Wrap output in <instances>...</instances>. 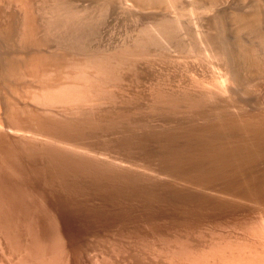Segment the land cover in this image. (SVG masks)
<instances>
[{
  "label": "bare ground",
  "instance_id": "bare-ground-1",
  "mask_svg": "<svg viewBox=\"0 0 264 264\" xmlns=\"http://www.w3.org/2000/svg\"><path fill=\"white\" fill-rule=\"evenodd\" d=\"M72 1L73 0H0V243L3 245V248L0 247V249L2 248L3 252L6 253L5 255H8V259H7L6 258L7 256H4V253L2 252V249H1V253L3 254V257L7 259V262L9 261V258H10V261L8 264H78V261H79L78 257L79 256L76 255L77 254L76 251H78V249L73 247V245L70 242H68V240L66 238L68 235L65 236V234L61 228L60 222L56 217L57 214L56 213H55L56 215L54 214V212H53L54 210L52 211L50 209V206H49L50 204L48 205L49 202L47 203V201H46L48 198L47 193H46V196H47L46 200L44 198L45 195L42 194L43 192L41 191V189L44 187H47V188L49 187L51 189L58 187L64 191H71L73 189L75 191V189L79 190V188H80V190H79L80 192L81 191L84 192V190H81L83 188H86L85 190H87V187L92 188V189H96V190H104L105 189V191H106V189H107L106 187L108 185L112 186L113 190L116 188H118L119 190L122 188L124 189L127 186H129L130 184H132L134 182V180H136V179H134L135 176L133 177L130 174L125 173L122 170L117 169V167H119V168L122 167V169H124V171L127 169L129 171L132 170V171L137 172L139 174L142 172L148 173V174H153L155 176H159L161 174H162V176L163 175L167 176V174H168L169 176H172V179L170 178L171 180H173V177H174L173 175H176L178 177L185 176L186 177L185 179L187 181H188L187 178H189V179H192V181L198 180L199 182L200 181L206 182L210 177V175L208 176L209 172H210L209 174H211L213 176L212 172H214V173L216 172L218 174L217 170L220 168L221 164L223 167H226L228 164L230 165V161H229L230 156H233V158H235V157L237 158L236 161L239 163V172H241L243 174H245V172H246L245 167H247V165H246L247 163L251 166V164L256 163L257 161L260 163L264 160V93H263L264 87L261 86V88H259L260 87L259 86L258 88H256V90L254 89L255 91L259 92L260 94L262 93L261 103L259 102V104H257V105H256V103L252 106L250 105L251 111L250 110L249 111L251 113L243 114V112H242L243 107L248 102V101L246 102V100L244 99L243 96L246 95L245 93L249 89H252V88H249L250 83L248 84V82L246 80L247 74H250V73L247 72L248 69L245 65V63H246L245 61L248 60L249 61L248 63H250V60H252L251 64L255 65L254 68L256 67L257 70L260 69V70H263V72H264V64H263L264 60L262 62L261 60L263 58H260L261 59L260 60V59H258V55H257V52L259 53L258 50L261 49L259 46L260 45L264 46V12H263L264 9L262 11L254 10V11L245 12V13H237V18H236L235 22H231V20H230V22L228 21L229 24L227 23L229 26H231V24L234 23L235 26L237 25V27L239 29H242V31L246 30L250 33L252 32L251 34H254L258 38L259 41H262V44H259V46L256 49L253 46L254 44L251 43V41L250 42L248 41L249 43H246V40L241 39L242 41H244L245 45L246 44L248 45L250 43L253 44L250 47H248V49H246V47L244 48V44L242 45L243 47L240 45L241 48L237 47L238 49H236V51L238 50L239 54L238 53H236V54L240 55V58H242L241 61L239 60L240 58L239 59L235 58L237 56L234 57V53L236 51H234L233 47L235 45H237V41L235 40L236 43H234L235 45L233 46V42L231 43L229 41L231 39L228 40V38L231 35L229 37L227 36L228 38H226V36H225L226 35L225 31H227V33H228L227 35H229V33L233 34L234 31H235L234 33H236L238 31V30H236L237 27L234 28L233 25H232L233 27H228V29L232 28L231 32H229L227 27H226L227 24L225 25L224 22H223L224 25L221 24V22H222L221 20L223 19V17L222 18L220 17L221 15L219 16V18H221V19H219V18L213 19V21H215L214 24H215V28H216V34L207 33V35L204 36V43H203L204 51H206V52L208 51V53H211L212 54L211 56L222 57L223 59L227 58L226 64L229 63L230 68H231V70H230V68L228 69L227 74H226V76L228 74H230V75H228L229 77L227 76L228 79L225 76L226 82H227V86H226L227 88L223 87V83H222V87L224 88V89L221 88V90H220V91L224 90V93L221 92L222 98L224 97V95H226L225 93H227L233 99H234V97L236 98V96H239V98L243 97V99L246 102L245 105H242V103H244V102L240 103L242 101L240 99H242V98L237 99L238 102L235 99L231 100V101L229 100L230 103L228 102L229 104L227 105V108L229 110L230 109L234 110L235 113H237V114L234 113L235 116L232 117V116L224 115L225 113L222 114V112H218V114L221 115V118H224L221 120H218L219 115H218V117L215 116V118L219 122L221 121V123L216 122L219 125L220 130L221 129L224 130L226 128V130L228 131L230 129V131H232L236 135V137H235L236 138V147L234 146L235 148L230 149V148H226V146L224 144L218 146L217 144H220V143L217 142V144H215V145H217L218 149H216V147H215V149H216L215 152H214V145L208 144L206 146V150H204L205 152L200 154V155H197V154L194 155L192 153L196 148L195 145L193 146L195 148H193L194 150H192V152L188 151L191 155H189V153L183 152L184 147H182V149H183V150H181L182 152H177L179 149H181V147L179 149H177V151L171 152L168 150L170 152V154L168 151H167L168 153H162L161 150L159 149L160 153H158L156 155V153H154V150H153L150 153L152 155L154 154V157L156 155L155 160H157V157H158V159H160V161H161V163L159 161H157L156 165H158V162H159V166L156 167V165H154V162L153 163L150 162L151 160L147 161L148 159L143 160V159L133 158V155L132 156L129 155V154H131L130 150H129V154H125L127 152H125V153L121 152L120 153V151H119V150L125 148L126 145L128 146L130 144V140L134 137V136H132V134L135 131L133 129L131 132V130H130L131 127H133V128L136 126L140 127V125L142 126V124L147 125V123L146 124L144 123V122H146V120L141 124V121L143 119H145V117L141 120L142 116H140L141 121H138L139 119L135 120L136 118L133 117L135 111L133 113V111L130 108L133 104V100L137 99V98L134 99V97L138 96V95H135L134 97L131 95H134V93L137 92V89H136V92H134V90H131L134 87L133 88L131 87L130 91H133L134 93L130 95V93H129L130 91H129L128 94H126L125 91H128V90L127 89L124 90V88L125 87L130 88L128 86H130V85L133 86L135 84H132V82H134V81H132L131 84L128 81L125 82L127 79L124 76V72L128 75L129 73H131L133 71V73H131L132 75L129 74V77H130V75L131 76L135 75V78L137 79V77H138V81H139V78H140V76L142 77V75H139V73L135 71L138 69L139 66L134 67V65H136V63L134 64V62H136L137 59L140 60L139 58H142V57H144V59H145L146 58L145 56L148 54V51L153 56H154V53L152 54V52H150L151 49L148 48V46H144V45H148L147 41L145 42L146 44H144V45H143L144 42L141 43V45H140V43H135L137 45L136 48H133L134 46H136V45H134L133 47L132 46H128V47L124 46L125 48H122V49L119 48L120 50H117L115 48V49H112V51L108 50V52H106L105 50H103V52H102L100 49H99L100 51L97 49L96 50L93 49L94 51H92L91 48H89V50H88L85 47V42H83V41L85 40L88 43V39H89L88 36L92 35V34H90V32H89L90 30H89L88 36H87V31H86V33H83L84 36L86 35V37H88V39L87 38L84 39V36H82V35H81L82 37L78 36L79 33H77V30H79L83 26V24L81 23L82 26H80V28H79V26L77 25L79 19L77 20V22H75L76 16H77L76 13H78V12H77V9L74 7L75 5H73L74 1L73 2ZM127 1L131 3V6L133 5V7H138V8L144 7V6H145L144 8H149V7L155 8V6L157 8L159 6L163 7V5H160V3H162V4H164V6L166 5L167 7L172 8V9L176 5L178 6L177 1L179 2V0H127ZM201 1L203 2V0H201ZM207 1L209 2L210 7L212 5H214L215 3L218 4V2H219V0H218V2H217V0H207ZM207 1L205 2V0H204V3H203L204 7L207 5ZM260 2L263 3L264 0L260 1ZM155 3H159L158 4L159 6ZM205 3H206V5H205ZM150 5H154V6H150ZM146 6H149V7H146ZM215 6H217V5H215ZM215 6H212V8ZM207 8H209V7H207ZM205 9H206V7H205ZM209 9H207V10H209ZM214 11H215V9H214ZM213 13H216V11ZM217 15H219V13H217L215 15V17ZM225 19H227V18H225ZM225 22H227V21L225 20ZM167 23H169V22H167V19L166 20L164 19L161 22H159V25L161 26V29L165 32L166 36L171 37L172 31L170 30L171 28L168 27L169 24H167ZM79 25H80V21H79ZM223 26L226 28V30ZM84 27H85V30H88V28H86V26H84ZM82 28L80 30H82ZM232 30H234V31H232ZM81 32H83V31H81ZM238 33H239V31L236 33V35H238ZM243 33L244 32H242L240 34H243ZM240 34H239V36H240ZM251 34L249 37H251ZM223 35H224V37H223ZM233 35H235V34H233ZM255 36H253V37H255ZM238 37L236 36V37H234V39H236ZM256 37L253 39L257 40ZM222 38H225L228 40V42H230L228 45L226 44L225 47H224L225 39H223L224 41L222 42ZM238 40L240 41V38ZM137 42H139V40ZM149 43H150V41H149ZM150 45H151V43H150ZM231 45L233 47H231ZM256 45H258V43ZM146 47L148 48V51L145 49ZM258 48H260V49H258ZM262 49L264 50L263 47H262ZM261 52H262V50H261ZM79 54H81V55H79ZM150 54L148 57H150ZM259 55L261 56L260 53H259ZM207 56H208V54H207ZM209 56H210V54H209ZM237 60H239V61H237ZM139 62L137 65H139ZM237 62H238V64L235 65V63H237ZM239 62H241L242 65ZM243 63L245 66L243 65ZM132 67H134V70H131V69H133ZM126 68L127 69L130 68L129 70H131V72L127 73L129 70L126 71L125 70ZM140 74H141V72H140ZM137 75H139V76H137ZM144 76H145V74H144ZM250 76H251V74H250ZM257 76H259V75H257ZM251 78H253V77H251ZM130 79H132V78H130ZM130 79L128 78L129 81H130ZM163 79L165 80V78H163ZM261 80H262V78H260V81ZM140 81L142 82V80H140ZM168 81L169 80H167V82ZM254 81L256 82L257 79ZM158 82H160V81H158ZM161 82H163V81H161ZM226 82L224 81V86H225ZM127 83H129V84H127ZM262 83L264 86V82H262ZM165 84L163 86L167 85V84L166 85ZM168 84H169V86L172 85V84L170 85V83H168ZM124 85H126V86L124 87ZM155 85H153V86L155 87ZM158 85H159V83H158ZM136 86H135V88H137ZM153 86H151V87H153ZM163 86L162 87L161 86L155 87L156 89L155 88H154L155 90L153 89L154 94L150 95L151 97L153 96V98L149 99V100H152L151 105L149 104L150 102L146 103V104L150 105V107L148 105V108L150 109L152 114L157 113V115H158V113L159 114L163 113V114H166L168 116H171V115H173V113H177V112L181 113L182 112V113H187V116H188V113L191 115L194 112L195 114L201 113L199 115L197 114L198 115L197 117H199L200 115H202V110L204 109L205 104H207L206 101L209 99L208 102L211 103L213 100L210 101L211 100L210 98L212 97V95L215 94L214 91H213L214 94H211V92L207 90L208 92L206 91V93L202 92V94L200 93V95L194 96V95L190 94L189 92H187L188 89L187 88L185 89V87H183V88L186 91L183 92V90H182V92H180L181 94L180 93L177 94L178 93L177 91H176L177 93L173 92L174 91L173 86H172V89L168 86L169 87L168 89L169 90L171 89V92L168 90H165ZM252 86H254V84H252L250 87H252ZM166 88H167V86H166ZM153 90L151 89L152 92H153ZM178 91H180V90H178ZM139 92H140V90H139ZM140 95H142V93ZM140 95H139V97H140ZM228 95H226V96L228 97ZM142 96H144V95H142ZM147 96H149V94L145 96L146 98L144 97L146 99V101L148 100ZM216 99H218V98L216 97ZM219 99L221 100V97ZM143 100H142V102L145 101V100L144 101ZM136 102L137 101L135 100V103ZM222 103L224 105V102H222ZM137 104H139V103L137 102ZM249 104L247 103V105H249ZM141 105H143V103ZM138 107H136V110L139 109ZM218 107L220 110V106H218ZM140 109L142 110V107ZM144 109H146V108H144ZM211 109H213V108H210L209 110L212 111ZM224 109H222V110H224ZM209 110H207V111H209ZM214 111H212V112H214ZM228 111H226V112H228ZM246 112H248V111H246ZM140 113H142V112L140 111ZM144 113L146 114V113H148V111H145ZM144 113H143V116H145ZM135 114L137 115V112ZM213 114H215V113H213ZM136 115H134V116L136 117ZM209 115H208V117H209ZM146 116H147V114H146ZM151 116H153V115H151ZM164 116L165 115H163L162 119L164 118ZM176 116L179 117L178 115H176ZM194 116L195 115L193 114V117ZM157 117L158 116H156V118L155 117L154 118L157 119ZM184 117L186 119V116H184ZM210 117H211V115H210ZM137 118H139V117H137ZM165 118H167V117L165 116ZM176 118H175V120L177 121V119H180L181 117L177 118V119ZM194 118H191V119H194ZM200 118H201V116H200ZM171 119H170V121H171ZM182 119H184V118H182ZM185 119H184V121H185ZM198 119L199 118L196 119L197 123H198ZM203 119H201V120H203ZM216 119H214V120H216ZM168 120L169 119H167V121ZM173 120H174V118H173ZM188 120H190V118ZM157 121L160 122V119H157ZM176 121H174L175 124L177 123ZM204 121H205V119H204ZM151 122H152V120H151ZM159 122H158V124H159ZM202 122H200V123H202ZM207 122H208V120H207ZM207 122L206 123L204 122V123L207 124ZM148 123H150V122H148ZM170 123L168 125H170V128H171L173 125L171 126ZM200 123H198L197 126L201 127L202 125ZM213 123H215V122H213ZM155 124L150 123V125H155ZM161 124L162 123L160 122V125ZM165 124H167V122ZM130 125H132V126L129 127ZM150 125H148V126H150ZM179 125H180V123H179ZM181 125H183V124H181ZM210 125L213 126V124H210ZM156 126H158V125H155V127H152V128L155 129ZM211 126L209 128H211ZM145 127H147V126H145ZM167 127H169V126H167ZM177 127H179V126L177 125ZM192 127H193V125H192ZM142 128H143V126H142ZM148 128H146V129H148ZM161 128H162V126H161ZM185 128H187V126ZM194 128L195 127H193L192 129H194ZM157 129H155V130L157 131ZM189 129H190V127H189ZM203 129H204L203 131H205V128H203ZM136 130H138V129H136ZM162 130H163V128H162ZM162 130L160 132H158V131L155 132L154 130L150 129L151 133L149 134V136H152L151 138L154 137L156 139V137L158 138V134H160L162 132ZM173 130H174V127H173ZM186 130H188V129H186ZM197 130H199V129H197ZM217 130H216V132H219ZM226 130H224V131H226ZM142 131L144 132V129H142ZM172 131H170V133ZM174 132L176 133V131H173V136L175 135ZM190 132H192V131H190ZM140 133L142 134V132H139V135H141ZM166 133H167V131H166ZM186 133H189V132L186 131ZM193 133H195V131ZM196 133H198V132H196ZM135 134L137 135L138 132H136ZM208 134H209V132H208ZM211 134H214V133L211 132ZM144 135H143V138H144ZM167 135H171V134L167 133ZM167 135H166L165 139L167 138ZM196 135H198V134H196ZM173 136H170L171 139ZM182 136H183V138L185 137V135H183V134H182ZM228 136H230V135H228ZM139 137H140V140H138V138H137L138 141L135 140L138 142V144L141 143L139 141L143 140L141 138V136H139ZM161 137H162V133H161ZM214 137H215V135L213 136V138ZM175 138L176 137H174L173 139H175ZM181 138H179V139H181ZM189 138H188V140H187V137L185 138V140L189 141V143L187 142L188 143L187 146L191 143ZM213 138H212V140H214ZM229 138H231V136ZM165 139H163V140H165ZM161 140H162V138H161ZM203 140H205V139H203ZM212 140H211V142H212ZM218 140H220V138ZM135 141H133V142H135ZM150 141H153V140H150ZM168 141H170V140H168ZM195 141H192V143L194 142V144H195L196 143ZM200 141H201V139L199 140V142ZM231 141H233V140H231ZM148 142H146V143H148ZM172 142L174 143V142H176V140L171 141L170 144H172ZM203 142H202V144H204ZM118 143H119V145H118ZM197 143H198V141H197ZM155 144H156V141H155ZM164 144H168V143H164ZM141 145L139 147H141ZM196 145L198 146L199 144H196ZM200 145H201V143H200ZM133 146L135 147L136 145H133ZM152 146H154V145H152ZM158 146H160V143L158 144ZM181 146H182V143H181ZM134 147H132V148H134ZM139 147H138V149H139ZM142 147H141V149H142ZM161 147H162V143H161V146L159 148H161ZM170 147H172V145ZM173 147L175 148L176 146L173 145ZM189 147H186V148H189ZM228 147H230V146H228ZM135 148H137V147H135ZM166 148H164V150H167ZM198 148H200V146ZM141 149L138 151L136 149L138 154L140 152L142 153ZM170 149L172 150V148H170ZM189 149H191V148H189ZM202 149H204V148H202ZM131 150H135V149H131ZM149 150L151 151V149H149ZM186 150L187 149H185V151ZM146 152H147V150H146ZM137 155L134 154V156H137ZM148 155H150V154L148 153ZM219 160L222 161L220 163V165L218 162ZM208 162H211L214 164H215V162H218L217 170L205 171L204 165L207 164ZM262 164L263 163H261V166H262ZM187 165L190 167L192 166L193 170L198 171L197 174L196 173L194 174L195 171L193 172V174L197 175V176L193 177L190 174L191 169H189ZM209 165L212 166L211 164H209ZM231 165H233V164H231ZM235 165H236V163H235ZM223 167L220 168V169H222V171H223V169H225ZM229 167H228V169H229ZM232 167L234 168V166H232ZM210 168H212V167H210ZM213 168L216 169V167H213ZM258 169H256V170H258ZM207 170H209V169H207ZM235 170H237V169H235ZM263 170H264V168H263ZM181 171L184 173H181ZM230 171H231L230 173L232 174V170H230ZM126 172H128V171H126ZM225 172H228V170L227 171L225 170ZM256 173H257V171H256ZM233 175H235V174L233 173ZM143 176H145V175H143ZM162 176L160 177V180H161ZM169 176H167V178ZM237 176H239V174ZM144 178H146V177H144ZM147 178H149V177H147ZM150 178H151V176H150ZM152 178H153V176H152ZM154 178L156 180L159 179L156 177H154ZM183 178H181V179H183ZM155 179H153L152 181L155 182ZM176 179L177 178H174V180H176ZM236 179L237 178L235 177L234 180H236ZM251 179H252V177H251ZM129 180H131V181H129ZM148 180H145V182ZM225 180H227V179H225ZM259 180L260 179L258 177V181ZM139 181H140V179H139ZM159 181L156 183L157 185H155V186H158ZM164 181H165V178H164ZM166 181H168V180L166 179ZM192 181L189 180L190 183ZM154 182L152 184H154ZM162 182L163 181H161V183ZM181 182H183V180ZM213 182H215V181L213 180ZM228 182H230V181H228ZM239 182H240V179H239ZM164 183H167V182H164ZM179 183H177V184H179ZM218 183H220V181H218ZM244 183H245V181H244ZM185 184H186V182H185ZM192 184H193V182H192ZM133 185H130V186H133ZM168 185H171V184L168 183ZM180 185H182V184L180 183ZM195 185H196L195 188H197V184H194L193 187ZM215 185H214V187H215ZM139 186L141 187V184ZM143 186L146 187L145 185H143ZM204 186H205V184H204ZM230 186L232 187V185H230ZM244 186H246V185H244ZM158 187H156V188H158ZM161 187H163V186H161ZM212 187L213 186H211V188ZM227 187L229 188V185ZM227 187H226V189H228ZM262 187H264V186H262ZM47 188H44L43 190H46ZM137 188H136V190H137ZM177 188H178V186H177ZM180 188H182V187H180ZM127 189H128V187L126 188V191H127ZM132 189H133V187H132ZM165 189H167V192H168V190H170V188L169 189L165 188ZM188 189H191V188H188ZM213 189H215V188H213ZM213 189H212V191H213ZM52 190H51V192H53V193H54V190H55V192L57 191L56 189H54L53 191ZM62 190H60V191H62ZM152 190H154L153 193L156 192L155 189H152ZM163 190H161V191H163ZM191 190H193V189H191ZM251 190H252V188H251ZM114 191H116V190H114ZM195 191L198 192V190H195ZM231 191H233V190H231ZM234 191L236 192L237 190H234ZM243 191H244V189H243ZM96 192H98V191H96ZM134 192H135V190H134ZM139 192H141V190ZM172 192H174V191L172 190ZM180 192H182V193L184 192L183 188H182V191H180ZM244 192H247V190ZM48 193L52 194L50 192H48ZM63 193H62V195H63ZM65 193H67V192H65ZM71 193L72 192H70V195H71ZM99 193L100 192H98V194ZM182 193H180V194H182ZM208 193H210V192H208ZM56 194H58V192ZM78 194H80V193H78ZM90 194H91V191H90ZM120 194H122V193H120ZM131 194H132V192H131ZM177 194H179V193H177ZM187 194H190V193H187ZM187 194H186V196H187ZM194 194L196 195V193H193V195ZM68 195H67V197H68ZM73 195H75V194H73ZM172 195L174 196L173 193H172ZM182 195H185V194H182ZM206 195H207V191H206ZM219 195H221V193ZM87 196H89V194ZM92 196L94 197V194ZM101 196L98 195L99 198ZM112 196H115V195H112ZM154 196H156V195H154ZM161 196H163V194ZM197 196H199V195H197ZM208 196H209V194H208ZM224 196H225V193H224ZM232 196H236V195L232 194ZM238 196H240V195H238ZM241 196H245V195H241ZM262 196H263V194H262ZM50 197H53V196L51 195ZM98 197L96 195V198H98ZM107 197H109V196H107ZM153 197H152V199H153ZM204 197H205V195H204ZM212 197L213 196H211L210 199ZM220 197H223V196H220ZM245 197H247V196H245ZM250 197H251V195H250ZM62 198H63V196H62ZM84 198H83V200H84ZM87 198H89V197H87ZM102 198H103V196H102ZM123 198H125V196L122 197V199ZM171 198H173V197H171ZM176 198H177V196H176ZM187 198H188V196H187ZM214 198L217 199L216 197H214ZM254 198H256V197H254ZM64 199H65V197H64ZM70 199H72V198H70ZM73 199L75 200L74 197H73ZM147 199L150 200L151 197H150V199L147 197L146 200ZM206 199L208 200L209 198H206ZM230 199L231 198H228V201ZM247 199H249V198H247ZM260 199H262V198H260ZM54 200H52V203ZM61 200H63V199H61ZM61 200H59V202ZM66 200H69V199H66ZM89 200L90 199H88V201ZM148 200H147V202H148ZM78 201H77V203H78ZM96 201H99V199H97ZM195 201H196V199H195ZM197 201H199V200H197ZM203 201H205V200L203 199ZM219 201L221 204L222 200H219ZM249 201H250V199H249ZM70 202H71V200H70ZM86 202L87 201H85L84 204H86ZM115 202H116V200L112 201V203H115ZM201 202H202V200H201ZM201 202H200V204H201ZM225 202L227 203V201H225ZM232 202H234V200ZM50 203H51V201H50ZM105 203L104 204L106 206H108L107 202H105ZM117 203H116L117 205H114V206H118L119 202H117ZM212 203H213V199H212ZM235 203L238 204V202H235ZM239 203H241V202H239ZM247 203H249V202H247ZM66 204H67V202H66ZM72 204L74 207V203H72ZM78 204H80V203H78ZM63 205H65V204H63ZM110 205L112 206V204H110ZM120 205H122V204H120ZM207 205H208V203H207ZM214 205H216V204H214ZM80 206H81V204L79 205V207ZM83 206L84 205L82 204V207ZM103 206L104 205H102V207ZM114 206H113V208H115ZM229 206H231V204H229ZM229 206H228V208H229ZM240 206L242 209V206H244V204L240 205ZM85 207H87V205ZM55 208H56V205H55ZM93 208H94V206H93ZM101 208L99 209V207H98L97 209H99V211H100ZM105 208H107V207H103L101 212L103 211V209L105 210ZM124 208H125V205H124ZM124 208H123V210H125ZM232 208H233V206H232ZM245 208H247V207H245ZM70 209H71V206H70L69 210ZM89 209L90 208H88V210ZM110 209H109V211H110ZM253 209H255V208H253ZM82 210H84V209H82ZM228 210H230V209H228ZM248 210H249V208H248ZM113 211H115V210H113ZM97 212L98 211H96V213ZM230 212H231V210H230ZM232 212L234 213L235 211H232ZM114 213L118 214V212H116V211ZM114 213H113L112 217H114ZM121 213L122 212H119V214H121ZM259 213H260V211H259ZM58 214H60V213H58ZM81 214H83V213H81ZM85 214L87 215V212ZM247 214H250V213H247ZM247 214H245V215H247ZM253 214L254 213H252V215ZM222 215H223V213L220 216H222ZM263 215L260 217H263ZM97 216H99V215H97ZM108 216H111V215H108ZM108 216L106 214V217H108ZM115 216H117V215H115ZM241 216H242V214H241ZM244 217L245 216L243 215V218ZM247 218H249V217L247 216ZM250 218H252V217H250ZM59 219H60V221H62V218H59ZM125 219H126V217H125ZM261 219H263V218H261ZM95 220L97 223V218ZM95 220H93V221H95ZM232 220L234 221V218ZM235 220H237V221H235V223L239 222L238 221L239 218L235 219ZM249 220L250 219H248L247 221H249ZM253 220H254V218H252V220H250V225H252L251 224L252 222H253V224L256 222V220H254L255 222ZM113 221H115V220H113ZM122 221L125 222L124 220H122ZM228 221H230V220H228ZM101 222H103V221H101ZM218 222H219V220H218ZM240 222H241V220H240ZM223 223L226 224L227 222L224 221ZM228 223H230V222H228ZM245 223H248V222H245ZM263 223H264V220L262 221V224ZM97 224H99V223H97ZM113 224H114V222H113ZM240 224L242 225V222ZM240 224H238L237 226H240ZM101 225L103 226L102 223H101ZM107 225H108V223H107ZM198 225L202 226L201 224H198ZM244 225H246V227L249 226L247 224H244ZM256 225L254 224L255 227H256ZM115 226H117V225H115ZM226 226L230 227L229 224L225 225V228H226ZM232 226H234V224H232ZM260 226L261 227L259 228V224H258V227H257L258 229L256 228V230H253L255 227L250 228L251 227L250 226L247 230V232L249 231L248 235H251L252 238H255V236L260 237L258 244H260L259 242H261V240L264 239V229H263L264 225L262 226L260 223ZM100 227H98V228L101 229ZM110 227H111V225H110ZM119 227H117V228H119ZM241 227L242 226H240L239 228L238 227H235V228L240 229ZM246 227L245 228L243 227L244 229L241 228L242 230H240V232L244 231L246 229ZM173 228H176V227H173ZM195 228H192V229L197 230ZM215 228L216 227H214V229ZM230 228H233V227H230ZM230 228H229V230H230ZM105 229H107V228H105ZM109 229L110 228H108V230ZM192 229L190 228V230H192ZM199 229H200V227H199ZM223 229H224V227H223ZM236 229H234V231ZM118 230L119 229H117V231ZM120 230H121V227H120ZM157 230H160V229H156V231ZM184 230H186V229H184ZM166 231L168 232L169 229ZM187 231H189V230H187ZM202 231H203V228H202ZM236 231L239 232L238 230H236ZM94 232H95V235H96V233H98L95 230H94ZM104 232L101 234L102 235H105L106 233L108 234V231H106L105 233ZM138 232H140V231H138ZM172 232L173 231H171V233ZM175 232H177V231H175ZM175 232H174V235H175ZM190 232L191 231H189L187 233H190ZM197 232L201 233L199 231H197ZM115 233L116 232H114V235H115ZM118 233H117V235H118ZM157 233H158V231H157ZM159 233H161V232L159 231ZM179 233L182 234L183 232L182 233L179 232ZM193 233H195V232H193ZM217 233H219V232L217 231ZM223 233H225V231H223ZM226 233H225V235H227ZM101 234H99V235H101ZM162 234H163V232H162ZM191 234L192 233H190V235ZM214 234H216V233H214ZM91 235H93V234H91ZM109 235H107V237H109ZM141 235H144V234L142 233ZM152 235H154V234H152ZM183 235H184V233H183ZM219 235H218V237H219ZM228 235H229V233H228ZM155 236L156 235H154V237ZM163 236L165 238L166 235H162V237ZM186 236H188V235H186ZM196 236H199V235H196ZM200 236H202V235H200ZM222 236H224V235H222ZM229 236H230V238H232L231 233ZM242 236H246V235H242ZM122 237H124V236H122ZM146 237H147V235H146ZM176 237L178 238V235H176L174 238H176ZM218 237H217V239H218ZM236 237H234V238H236ZM247 237H250V236H247ZM111 238H113V237H111ZM126 238H128V237L126 236ZM136 238H139V237L136 236ZM148 238H146V239L150 240L151 237H148ZM168 238H165V239H168ZM179 238L175 240L176 244L175 243L174 244L176 246L174 244H172V242H174V240L172 241V239L171 240L168 239V241L166 240L167 242H169L168 243L169 245L167 243H165V245L167 244V247L165 248L166 249L165 254L167 255V258L176 264H193V263L194 264H215L216 262H219V261H220V264H223V263L224 264H262L264 262L263 257H261L263 259L256 257L257 255L260 254V252H259V254H255V255L253 254V252L260 250L259 249V250L253 251L254 245L257 247L258 244L256 243L257 244L256 245V244H254L252 242H248V241H246L248 243H246L245 241L241 242V240H243V239H241V240L239 239L240 241L238 240L239 242L237 241V243H235L231 239L230 240L233 241L234 243L233 242L231 243L230 241H226V240L225 241L222 240V241H220V243H218L216 241L217 240L216 239L215 241L218 244H216V242L214 244L213 243L214 241H213L212 243L214 246L212 245L213 246L212 247L210 245V249H208V251H204L203 248L205 246H203V248H202L203 250H202L199 246L201 244H198V246H199L198 249L200 248L202 250V251H200L196 247L191 245L193 241L192 242L188 241V239H191L192 237L191 238L188 237L187 240L186 239L183 240V239H179ZM221 238L223 239L224 237H221ZM243 238H246V237H243ZM68 239H70V238L68 237ZM103 239H105V237ZM130 239H132V238L129 237L128 240H130ZM140 239H142V237L139 238V240ZM158 239L161 240L160 238H158ZM72 240H70V241H72ZM98 240L102 241V238L98 239ZM111 240H110V244L112 245L113 242ZM117 240H118V238H117ZM153 240L154 239H152V241ZM169 240L172 241L171 244H170ZM234 240H237V239H234ZM257 240H258V238L255 239L254 241L257 242ZM124 241L126 242V240H124ZM162 241H165V240H162ZM162 241L158 242V240H157L155 242H156V244H158V243H162ZM119 242H120V240H119ZM125 242H123V243H125ZM142 242L144 243V241H142ZM75 243H77V242H75ZM97 243H99V242H97ZM123 243H121V245ZM143 243L141 245L145 246ZM146 243H148V241H146ZM152 243H150V244L156 245V244H152ZM194 243H195V241H194ZM134 244H135V242H134ZM2 245H0V246H2ZM117 245H119V244H117ZM151 245H149L150 249H151ZM165 245H163V246L165 247ZM170 245H172V247H170ZM173 245L175 247H173ZM262 245H264V244H262ZM77 246L81 247L78 244H77ZM126 246H128V245H125V247ZM131 246H134L133 243H132V245H130V247ZM161 246L158 248L164 249V247H161ZM104 247H106V246H104ZM107 247H109V246H107ZM117 247H113V248L110 247V249H112V251L114 253V251H117L120 249V248L118 249ZM146 248L148 249V247L145 246V249ZM156 248L157 247L155 246V249ZM142 249H143V251H145L144 248H142ZM150 249H149V252L151 253L152 251H150ZM155 249L153 248V250H155ZM159 249H157V250H158V252L161 251V253L159 252V254H156V257H157V255L162 254V250H159ZM98 250L100 251L101 249H98ZM128 250H126V252H128ZM136 250L138 251L139 249L137 248ZM262 250H264V249H262ZM80 251L82 252V250H80ZM107 251H108V249H107ZM246 251H249L250 255L248 253L244 257L243 255L246 254ZM121 252L117 251L115 254L117 256H115L114 254L113 255L118 258L121 255ZM149 252H148V255H149ZM154 252L156 253V250ZM154 252H152V253H154ZM117 253H119L120 255ZM129 253H131V252H129ZM139 253H140L139 255L141 256V253H143V252H139ZM103 254H104V252H103ZM135 254H132V255L136 256ZM144 254H145V252H144ZM81 255H83V252ZM111 255H112V253H111ZM125 255L127 256V254H125ZM163 255H161V257ZM166 255L164 256L165 259H166ZM260 255H262V254H260ZM129 256H130V254H129ZM154 256L152 255L151 257H154ZM80 257H79V259H81ZM110 257H112V256H110ZM110 257L104 256V257H102V259L100 261H102V264H113V263L115 264V262H112L114 260L111 261ZM147 257L148 256H146L145 258H147ZM97 258L95 260H99V257H97ZM159 258H158V261L160 262L161 259L159 260ZM119 259H117V261ZM130 259H131V257H130ZM141 259H143V257ZM155 259H157V258L154 257L153 261ZM168 259H167V262H168ZM128 261L130 262V260H128ZM140 261L138 262V260H135V262H133V264H139ZM7 262L5 261V264ZM123 262H125V260ZM127 262H125V263H127ZM148 262H150V261H148ZM221 262H223V263H221ZM169 263L171 264L170 261L168 262V264ZM1 264H2V262H1ZM156 264H158L157 261H156ZM160 264H163V263H160Z\"/></svg>",
  "mask_w": 264,
  "mask_h": 264
},
{
  "label": "rangeland",
  "instance_id": "rangeland-1",
  "mask_svg": "<svg viewBox=\"0 0 264 264\" xmlns=\"http://www.w3.org/2000/svg\"><path fill=\"white\" fill-rule=\"evenodd\" d=\"M74 1V2H73ZM72 2H73V5H75L74 7L77 9V12L78 13H76V15L78 16H76V20H75V22H77V20L79 19V21H80V25H79V21H78V26H79V28H80V26H82V24H83V28H82V30H77V33H81L80 35L78 34V36H80V37H82V36H84V34L83 33H86V31H87V36L89 35V33H88V31L90 32V34H92V35H89L88 37H89V39H88V37H86V35L84 36V39L85 38H87L88 39V43H87V41H83V42H85V47L89 50V48H91V50L92 51H94L93 49H97V50H101L102 52H103V50H105L106 52H108V50L109 51H112V49H117V50H120L119 48H125L124 46H134V45H136L135 43H140V45H141V43H143V45L144 44H146L145 42L147 41V44L148 45H144V46H148V48H150L149 50H150V52H152V54L154 53V56L153 55H151L150 53H149V51H148V48L146 47L145 49L148 51V54L145 56L146 58L144 59V57H142V58H139L140 60H136V62H134V64L136 63V65H134V67H137V66H139L138 67V69L137 70H135L136 72H138L139 73V75H142V77L144 76V74H145V76L142 78L141 76H140V78H139V81H138V77H137V79L135 78V75L134 76H131L132 74L131 73H133V71L131 72V70H134V67H132L133 69H131V70H129V69H125L126 71L127 70H129L127 73H129V72H131V73H129V74H131L130 75V77H129V74L127 75L124 71V76H125V78L127 79L125 82H130V84H131V82L132 81H134V82H132V84H135V85H130V86H128L127 84H129V83H127L126 85L128 86V87H130V88H127V87H125L126 85H124V90H128V91H125L126 92V94H128V92L130 91V89H131V87L133 88H135V86L137 87V88H133V89H131V90H134V92H136V89H137V92L136 93H134L133 91H130L129 93H130V95L131 94H133L134 93V95H131V96H135V95H138V96H135L134 97V99L135 98H137V99H135L140 105L143 103V105H139V104H137V102L135 103V100H133V104H132V106H131V110L133 111V113H134V111H135V113L137 112V115L134 113V115H136V117L133 115V117L134 118H136L135 120H138V121H141L144 117H145V119H143L142 121H141V124L146 120V122H144L145 124L147 123V125H144V124H142V126H143V128H142V126L140 125V127L139 126H136V127H131L132 125H130L129 127H131V132H132V130L134 129V133L132 134V136H134L131 140H130V146L128 147L127 145V147L125 146V148H123V149H121V150H119L120 151V153L122 152V153H125V152H127V153H125V154H129V150L131 151V154H129V155H133V158H135V159H143V160H147V161H150V162H154V165H156V163H157V161H159L160 163H161V161H160V159H158V157H157V160H155L156 159V155L158 154V153H160V150H161V152L162 153H168L169 151H177V149H179L180 147H181V149H179L177 152H182L181 150H183V152L184 153H189L190 151L192 152V150H194L193 148H195V150L192 152L194 155H200V154H202V153H204L205 151L204 150H206V146L208 145V144H212V145H214V152L216 151V149H218V147H217V145L219 146V145H225L226 146V148H235L236 147V135L232 132V131H230V129L227 131L226 130V128L224 129V130H226V131H224L223 129H221L220 130V128H219V125L217 124V123H221V121L219 122L218 120H221V119H224V118H221V115H219L218 114V112H222V114H224V115H227V116H235V114H237V113H235V111L234 110H232V109H228L227 108V105L230 103V101L231 100H237V99H240V98H242V99H240V100H242L240 103H242V102H244V103H242V105H245V103L247 102L249 105H247V103H246V105L243 107V110H242V112H243V114H248V113H251L250 111H251V106L252 105H254L255 103H256V105L257 104H259V102L261 103V101H262V93L260 94L259 92H257V91H255L256 90V88H258L259 86V88H261V86L262 87H264L263 86V83L262 82H264V72H263V70H260V69H256V67L254 68V64H251L252 63V60H250V63H248L249 61L248 60H246L245 62L248 64H246L245 63V65H246V67H247V72L248 73H250L251 74V76H250V74H247V77H246V80H247V82H248V84L250 83V85H249V88H252V89H249L245 94L246 95H244L243 97H244V99L246 100V102H245V100L243 99V97H240L239 98V96H236V98L234 97V99L233 98H231L230 97V95H228L227 93H225L226 95H228V97L226 96V95H224V97L222 98V95H221V92L222 93H224V90H222V91H220L221 90V88H223V87H225V88H227L226 86H227V82H226V77L228 76V75H230V74H228L227 76H226V74H227V71H228V69L230 68V65H229V63L228 64H226V61H227V58L225 59H223L222 57H216V56H211L212 54L211 53H208V51L206 52V51H204V46H203V43H204V36H206L207 35V33H213V34H216V28H215V24H214V22L215 21H213V19L215 18H219V16L222 18L223 17V19L220 21L221 22V24L222 25H224V23H225V25L228 23V21L230 22V20H231V22H235V20H236V18H237V13H245V12H250V11H254V10H260V11H262L263 9H264V2L262 3V2H260V1H263V0H219V2H218V0H217V2H218V4L217 3H215L214 5H212V6H215V5H217V6H215V7H213L212 8V6L210 7V5H209V2L207 1V0H205V2L207 1V5H206V3H205V7H206V9H205V7L203 6L204 4V0H203V2L201 1V0H179V2L177 1V4H178V6L176 5L173 9L172 8H169V7H167L166 5L164 6V4H162V3H160V5H163V7L161 6H159L158 4L159 3H155V4H157L159 7L157 8L156 6H155V8L154 7H149V6H146V7H149V8H144V7H133V5L131 6V3L130 2H128L127 0H73ZM202 3H201V2ZM196 2V3H195ZM75 3V4H74ZM150 6H154V5H150ZM207 7H209V8H207ZM207 9H209V10H207ZM214 9H215V11H216V13H213V12H215L214 11ZM263 12H264V10H263ZM217 13H219V15H217L216 17H215V15L217 14ZM214 14V15H213ZM214 16V17H213ZM221 18H219V19H221ZM225 18H227V19H225ZM166 20L167 19V22H169V23H167V24H169L168 25V27L169 28H171L170 30L172 31V35H171V37L169 36V37H167L166 36V34H165V32L161 29V26L159 25V22H161L162 20ZM225 20L227 21V22H225ZM224 22V23H223ZM82 23V24H81ZM229 24V23H228ZM226 25V27H227V29H228V27H233L234 26V28L235 27H237V25L235 26V24L233 23V24H231V26H229V25ZM233 25V26H232ZM84 26H86V28H88V30H85V27ZM224 27V26H223ZM225 28V27H224ZM238 28V27H237ZM236 28V30H238L239 31V33H238V35H236V33L238 32H236V33H234L235 31L234 30H232V31H234L233 32V34H235L237 37L239 36V34L240 33H242V32H244L243 34H240V36L238 37V38H236V39H234V37H236L235 35H233L232 33L230 34L229 33V35H227L228 33H227V31H225L226 30V28H225V33H226V38H228L230 35L232 36H230L229 38H228V40L229 39H231V40H229L231 43L233 42V46L235 45L234 43H236L235 42V40L237 41V45H235L234 47L231 45V47H233L234 48V51H236V49H238V48H241L240 47V45L242 46L243 44H244V41H242L241 39H244V40H246V43H249L250 41H251V43H253V44H244V48L246 47V49H248V47H250L251 45H253L256 49H257V47L259 46V44H262V41H259L258 40V38L254 35V34H251L250 32H248V31H246V30H243L242 31V29H237ZM84 29V30H83ZM232 29V28H231ZM231 29L229 28L228 29V31L229 32H231ZM81 31H83V32H81ZM85 31V32H84ZM92 31V32H91ZM242 31V32H241ZM248 34H247V33ZM250 34H251V37H249L250 36ZM82 35V36H81ZM248 35V36H247ZM92 36V37H91ZM228 36V37H227ZM243 36V37H242ZM253 36H255L256 38H257V40H255V39H253V38H255V37H253ZM223 37H224V35H223ZM240 38V41L238 40ZM223 39H225V38H222V42L224 41ZM139 40V42H137ZM228 40L227 39H225V41H224V43H225V45H224V47L226 46V44L228 45L230 42H228ZM142 41V42H141ZM149 41H150V43H151V45H150V43H149ZM228 43H227V42ZM249 41V42H248ZM240 44H239V43ZM243 42V43H242ZM260 42V43H259ZM258 43V45H256ZM239 44V45H238ZM88 47H87V46ZM139 45V44H138ZM150 46V47H149ZM230 46V45H229ZM137 47V45L136 46H134L133 48H136ZM236 47V48H235ZM238 47V48H237ZM243 47V46H242ZM260 48H258V49H260V50H258L259 51V53L261 54V56L259 55V53L257 52V55H258V59H260V58H263L261 61L263 62V60H264V50L262 49V47L264 48V46L263 45H260L259 46ZM99 50V51H100ZM261 50H262V52H261ZM114 51V50H113ZM236 53H238V50L234 53V57L235 56H237V57H235L236 59H239L240 58V55H237ZM149 54H150V57H148L149 56ZM207 54H208V56H207ZM209 54H210V56H209ZM239 54V53H238ZM79 55H81V54H79ZM263 56V57H262ZM149 59H148V58ZM153 57V58H152ZM222 58V59H221ZM144 59V60H143ZM240 61L242 60V58H240L239 59ZM239 60H237V61H239ZM140 61V62H139ZM138 62H139V65H137L138 64ZM243 62V61H242ZM240 64H241V62H239ZM238 64V62L237 63H235V65H237ZM263 64H264V62H263ZM229 65V66H228ZM242 65V64H241ZM243 65H244V63H243ZM244 65V66H245ZM253 65V66H252ZM249 66V67H248ZM251 66V67H250ZM251 68V69H250ZM141 71H140V70ZM230 70H231V68H230ZM229 70V71H230ZM250 71V72H249ZM261 71V72H260ZM140 72H141V74H140ZM257 72V73H256ZM229 73V72H228ZM256 73V74H255ZM126 74V75H125ZM139 75H137V76H139ZM255 75V76H254ZM257 75H259V76H257ZM226 76V77H225ZM261 76V77H260ZM229 77V76H228ZM228 77H227V79H228ZM251 77H253V78H251ZM128 78L130 79V78H134L133 80L132 79H130V81L128 80ZM163 78H165V80L163 79ZM251 78V79H250ZM260 78H262V82L260 81ZM250 79V80H249ZM253 79V80H252ZM257 79V81L255 82L254 80H256ZM141 84H139L137 81ZM140 80H142V82L140 81ZM144 80V81H143ZM167 80H169L168 82H167ZM245 80V81H246ZM158 81H160V82H158ZM161 81H163V82H161ZM166 81V82H165ZM224 81L226 82V84H225V86H224ZM253 81V82H252ZM159 83V85H158V83ZM260 84H259V83ZM137 83V84H136ZM144 83V84H143ZM157 83V84H156ZM167 86V88H166V86H163L164 84ZM168 83H170V85L171 86H169V84ZM195 83V84H194ZM199 83V84H198ZM222 83H223V87H222ZM125 84V83H124ZM158 86V87H164V89L165 90H168V91H170L171 92V89H172V86L174 87L173 88V92L174 93H177V94H179L180 92H182V90H183V92L184 91H186L185 89L187 88L188 89V91L187 92H189L190 94H192V95H200V93L202 94V92L204 93H206V91L208 90V91H210L211 92V94H214V92H215V94L214 95H212V97L210 98L211 100L210 101H212L211 103L210 102H208L209 101V99L206 101V103L207 104H205V107H204V109L202 110V115H200L201 116V118H200V116L199 117H197L199 114H201V113H192L191 115L188 113V116H187V113H173V115H171V116H168V115H166V114H163V113H161V114H159L158 113V115H157V113H154V114H152L151 113V111H150V109L148 108V105L150 104L151 105V103H152V100H149L150 98L152 99L153 98V96L151 97L150 95H152V94H154V90L156 89L155 87H157L156 85ZM161 84V85H160ZM252 84H254V86H252V87H250ZM256 84V85H255ZM258 84V85H257ZM153 85H155V87L153 86ZM195 85V86H194ZM151 86H153V87H151ZM171 88L170 90L168 89L169 87ZM257 86V87H256ZM151 87V88H150ZM183 87H185V89L183 88ZM189 87V88H188ZM206 87V88H205ZM155 88V89H154ZM183 88V89H182ZM140 90V92H139V90ZM151 89L153 90V92L151 91ZM206 89V90H205ZM224 89V88H223ZM255 89V90H254ZM143 90V91H142ZM178 90H180V91H178ZM192 90V91H191ZM205 90V91H204ZM231 90V89H230ZM254 92H253V91ZM177 91V92H176ZM207 91V92H208ZM214 91V92H213ZM220 91V92H219ZM150 92V93H149ZM213 92V93H212ZM234 92V91H233ZM142 93V95H144V96H142V95H140ZM196 93V94H195ZM220 93V94H219ZM264 93V92H263ZM149 94V96H147V101H146V95H148ZM181 94V93H180ZM259 94V95H258ZM139 95H140V97H139ZM142 96V97H141ZM219 99L220 97H221V100L219 99H216V97ZM145 97V98H144ZM226 97V98H225ZM238 97V98H237ZM246 97V98H245ZM126 98V97H125ZM145 100H143V99ZM215 98V99H214ZM230 98V99H229ZM145 102H142V100ZM230 100V101H229ZM239 100V101H240ZM244 100V101H243ZM141 101V102H140ZM250 101V102H249ZM149 103V104H146V103ZM221 104H220V103ZM222 102H224V105H223V103ZM229 102V103H228ZM233 102V101H232ZM237 102H238V100H237ZM209 103V104H208ZM213 103V104H212ZM216 103V104H215ZM227 103V104H226ZM252 103V104H251ZM145 104V105H144ZM213 106H212V105ZM226 104V105H225ZM136 105V106H135ZM139 107H138V106ZM150 105H149V107H150ZM215 105V106H214ZM223 105V106H222ZM251 105V106H250ZM135 106V107H134ZM144 106V107H143ZM210 109V108H213V109H211L212 111H214V112H212V111H210L207 107ZM218 106H220V110H219V107ZM249 108H248V107ZM133 107V108H132ZM136 107H138L139 109L138 110H136ZM142 107V110L140 109ZM222 107V108H221ZM144 108H146V109H144ZM149 110H148V109ZM207 108V109H206ZM215 108V109H214ZM225 108V109H224ZM247 108V109H246ZM217 109V110H216ZM222 109H224V110H222ZM144 110V111H143ZM207 110H209V111H207ZM228 111V112H226V111ZM250 110V111H249ZM139 111V112H138ZM140 111L142 112V113H140ZM145 111H148V113H146L147 114V116H146V114L144 113ZM206 111V112H205ZM225 111V112H224ZM232 111V112H231ZM246 111H248V112H246ZM212 114H211V113ZM140 113V114H139ZM143 113H144V115L145 116H143ZM211 115V117H210V115ZM213 113H215V114H213ZM235 113V114H234ZM165 115L167 118H165V116H164V118L162 119V117H163V115ZM181 116H180V115ZM184 114V115H183ZM186 114V115H185ZM193 114L195 115L194 117H193ZM198 114V115H197ZM229 114V115H228ZM151 115H153L155 118H156V116H158L157 117V119H160V122L163 124H161L160 125V122L159 121H157V119H155L153 116H151ZM156 115V116H155ZM161 115V116H160ZM170 115V114H169ZM176 115H178L179 117H177ZM190 115V116H189ZM206 115V116H205ZM208 115H209V117H208ZM218 115H219V117H218ZM140 116H142L141 117V120H140ZM173 116V117H172ZM184 116H186V119H185V117ZM215 116L216 117H218L219 119L217 120L216 118H215ZM137 117H139V118H137ZM148 119H147V118ZM151 117V118H150ZM180 118V119H177V118ZM188 117V118H187ZM205 119V121H204V119ZM133 118V119H134ZM172 118V119H171ZM173 118H174V120H173ZM175 118L177 119V121L175 120ZM182 118H184L185 119V121H184V119H182ZM190 118V120H188ZM191 118H194V119H191ZM197 118H199L198 119V123H200V122H202V123H200L202 126L200 127V126H197L198 125V123H197V121H196V119ZM207 118V119H206ZM209 118V119H208ZM212 118V119H211ZM163 121H162V120ZM167 119H169L168 121H167ZM170 119H171V121H170ZM182 119V120H181ZM201 119H203V120H201ZM211 119V120H210ZM214 119H216V120H214ZM151 120H152V122H151ZM155 122H154V121ZM165 120V121H164ZM180 120V121H179ZM193 120V121H192ZM207 120H208V122H207ZM210 120V121H209ZM173 121V122H172ZM174 121H176L177 123V125L179 126V127H177V125L175 124V122ZM190 121V122H189ZM196 121V122H195ZM217 122L216 124L215 123H213V122ZM148 122H150L151 124H155V125H158V126H156V128L155 129H157V131L158 132H160L161 130H162V128H163V130H162V137H161V133L160 134H158V138L156 137V139L153 137V138H151L152 136H149V134L151 133L150 132V129L151 130H154L155 132H157L154 128H152V127H155V125H150V123H148ZM158 122H159V124H158ZM167 122V124H165ZM171 122V123H170ZM184 122V123H183ZM189 124H188V123ZM193 122V123H192ZM195 122V123H194ZM207 122V124H205V123ZM211 122V123H210ZM171 124V128H170V125H168V124ZM179 123H180V125H179ZM181 124H183V125H181ZM210 124H213V126H211ZM148 125H150V126H148ZM160 125V126H159ZM192 125H193V127H195L194 129H192L193 127H192ZM196 125V126H195ZM211 126V128H209L210 126ZM134 126V125H133ZM145 126H147V127H145ZM161 126H162V128H161ZM167 126H169V127H167ZM183 126V127H182ZM187 126V128H185ZM190 127V129H189V127ZM217 126V127H216ZM149 127V128H148ZM151 127V128H150ZM168 129H167V128ZM173 127H174V130H173ZM182 127V128H181ZM198 127V128H197ZM207 127V128H206ZM146 128H148V129H146ZM181 128V129H180ZM185 130H184V129ZM199 129V130H197V129ZM203 128H205V131H203L204 129ZM219 128V129H218ZM136 129H138V130H136ZM140 129V130H139ZM142 129H144V132L142 131ZM160 129V130H159ZM165 129V130H164ZM170 129V130H169ZM183 129V130H182ZM186 129H188V130H186ZM210 131H209V130ZM213 129V130H212ZM215 129V130H214ZM218 129V130H217ZM149 130V131H148ZM176 131V133H175V135L173 136V131ZM216 130L217 131H219V132H216ZM166 131H167V133H169V134H171V135H167V133H166ZM170 131H172L171 133H170ZM180 131V132H179ZM186 131L187 132H189V133H186ZM190 131H192V132H190ZM195 131V133H193ZM200 131V132H199ZM215 131V132H214ZM136 132H138V134L136 135L135 133ZM139 132H142V134L141 135H139ZM146 132V133H145ZM149 132V133H148ZM178 132V133H177ZM183 132V133H182ZM187 134H185V133ZM196 132H198V133H196ZM202 132V133H201ZM208 132H209V134H208ZM211 132L212 133H214V134H211ZM222 132V133H221ZM224 132V133H223ZM227 132V133H226ZM145 135H144V134ZM183 135H185V137L183 138V136H182V134ZM192 135H191V134ZM230 133V134H229ZM232 133V134H231ZM178 136H177V135ZM196 134H198V135H196ZM206 136H205V135ZM219 134V135H218ZM230 135L231 136V138H229L230 136H228V135ZM234 134V135H233ZM143 135H144V138H143ZM160 135V136H159ZM166 135H167V138L165 139V137H166ZM215 135V137L213 138V136ZM225 135V136H224ZM139 136H141V138L144 140H142V141H139V142H141V143H139L138 144V140H140V137ZM148 136V137H147ZM169 136V137H168ZM170 136H173L172 137V139H171V137ZM182 138H181V137ZM198 138H197V137ZM210 136V137H209ZM147 137V138H146ZM174 137H176L175 139H173ZM187 137V140H188V138H189V140H190V144L187 146V144L189 143V141H187V140H185V138ZM209 137V138H208ZM137 138H138V140H137ZM160 138V139H159ZM161 138H162V140H161ZM178 138V139H177ZM179 138H181V139H179ZM196 138V139H195ZM205 139V140H203V139ZM212 138L215 140H212ZM220 138V140H218ZM134 139V140H133ZM148 139V140H147ZM163 139H165V140H163ZM192 139V140H191ZM201 139V141L199 142V140ZM212 140V142H211V140ZM135 140H137V141H135ZM150 140H153V141H150ZM168 140H170V141H168ZM176 140V142H172V144H170V142L171 141H175ZM179 140V141H178ZM182 140V141H181ZM196 140V141H195ZM210 140V141H209ZM217 140V141H216ZM231 140H233V141H231ZM133 141H135V142H133ZM148 142V143H146V142ZM155 141H156V144H155ZM160 143V146H161V143H162V147L161 148H159L160 146H158V142ZM181 141V142H180ZM185 141V142H184ZM192 141H195L196 143L194 144V142L192 143ZM197 141H198V143H197ZM204 141V142H203ZM209 141V142H208ZM222 143H221V142ZM134 144H133V143ZM188 142V143H187ZM202 142L204 143V144H202ZM217 142H219L220 144H217ZM231 142V143H230ZM136 143V144H135ZM146 143V144H145ZM164 143H168V144H164ZM181 143H182V146H181ZM186 143V144H185ZM200 143H201V145H200ZM214 143V144H213ZM226 143V144H225ZM132 144V145H131ZM142 144V145H141ZM145 144V145H144ZM164 144V145H163ZM180 146H179V145ZM193 144V145H192ZM196 144H199L198 146L196 145ZM215 144H217V145H215ZM118 145H119V143H118ZM133 145H136L135 147H137V148H135ZM141 145V147H142V149H141V147H139ZM147 145V146H146ZM152 145H154V146H152ZM157 145V146H156ZM172 145V147H170ZM173 145L174 146H176L175 148L173 147ZM186 145V146H185ZM192 145V146H191ZM195 145V147H193ZM146 146V147H145ZM149 146V147H148ZM190 146V147H189ZM200 146V148H198ZM203 146V147H202ZM228 146H230V147H228ZM235 146V147H234ZM124 147V146H123ZM132 147H134V148H132ZM138 147H139V149H138ZM152 147V148H151ZM166 148L167 150H164V148ZM172 148V150L170 149V148ZM182 147H184L183 149H182ZM186 147H189V148H191V149H189V148H186ZM215 147H216V149H215ZM127 148V149H126ZM155 148V149H154ZM169 148V149H168ZM202 148H204V149H202ZM126 149V150H125ZM131 149H135V150H131ZM136 149H137V151L138 150H140L141 149V151H142V153L140 154H138L137 153V151H136ZM147 150V152L150 154V155H148V153L146 152V150ZM149 149H151V151L149 150ZM158 149V150H157ZM160 149V150H159ZM185 149H187L186 151H185ZM189 149V150H188ZM200 149V150H199ZM145 150V151H144ZM154 150V153H156V155H155V157H154V154L152 155L150 152H152ZM169 150V151H168ZM134 153H133V152ZM164 151V152H163ZM168 151V152H167ZM189 151V152H188ZM203 151V152H202ZM146 154H145V153ZM197 152V153H196ZM199 152V153H198ZM201 152V153H200ZM133 153V154H132ZM139 155H137V154ZM134 154L135 155H137V156H134ZM169 154H170V152H169ZM142 155V156H141ZM147 157H146V156ZM189 155H191L190 153H189ZM144 156V157H143ZM153 156V157H152ZM146 157V158H145ZM152 159H151V158ZM231 158V159H230ZM237 160V158L235 157V158H233V156H230L229 157V161H230V165L228 164L226 167H223L222 166V164H221V166H220V168H225V169H223V171H222V169H218L217 170V168H218V162H219V165H220V163L222 162V161H218V162H215V164L214 163H211V162H208L207 164H205L204 165V169H205V171H210V170H217V172H218V174L215 172H212V174H213V176L211 175V174H209L208 173V176L210 175V177H209V179L206 181V182H202V181H198V180H196V181H192V179H189V178H187L188 179V181L185 179L186 177L185 176H182V177H178V176H176V175H173L174 177H173V180H174V178H177L176 180H171L172 179V176H169L168 174H167V176H169L168 178H167V176L165 175H163L162 176V174L161 175H159V176H155V175H153V174H148V173H137V172H134V171H132V170H125L124 171V169H122V167H117V169H119V170H122L123 172H125V173H128V174H130L131 176H135L134 177V179H140V181H139V179L136 181V180H134V182L132 183V184H130V185H133V186H127L128 187V189H127V191H126V188H122V189H118V188H116V189H114V190H116V191H114L113 190V188H112V186H107L106 188V191H105V189L104 190H96V189H92V188H89V187H87V190H85L86 188H83V189H81V190H84V192L83 191H79L80 190V188H79V190H76L75 189V191H74V189L73 190H71V191H64V190H62V189H60V188H58V187H56V188H52L53 190L54 189H56L57 191L55 192V190H54V193L53 192H51V188H47V187H44V188H47L46 190H43L44 188H42L41 189V191L43 192L42 194L43 195H45V200H46V198H47V196H48V198H47V203H48V205L50 206V209L54 212V214L56 215V217H57V219L59 220V222H60V225H61V228H62V230H63V232H64V234H65V236H67L66 238H67V240H68V242H70L72 245H73V247H75L76 249H78V251H76V255L77 256H81L80 258L82 259H79V257H78V260L80 261H78V264H102V261H100L101 259H102V257H104V256H112V257H110L111 258V261L112 260H114V261H112V262H115V264H124L125 262H127L128 260H130V262L128 261L127 263H125V264H133V262H135V260H138V262L140 261V263L139 264H156V261H157V263L158 264H160V263H163V264H168V262L170 261L171 262V264H173L174 262L173 261H171L170 259H168L167 258V255L165 254V248L167 247V244L169 243V242H167L168 241V239H172V241L174 240V242H172V241H170V244H171V242H172V244H174L176 241V239H178L179 237V239H188V237H192L191 239H188V241L189 242H192V244L191 245H193L194 247H196L197 249H198V247L200 246V248L202 249L203 248V246H205L203 249H204V251H208V249H210V245L212 246L213 245V243L215 244V242L217 241L218 243H220V241H222V240H226V241H230L231 243L234 241L235 243H237V241L240 239H243V240H241V242H246V241H248V242H252V243H254V244H258V241H259V236L258 237H256L255 236V238H252L251 237V235H248V233H249V231L247 232V230H248V228L250 227V228H252V227H255L254 226V224L256 225V227L253 229V230H256V228L258 227V224H259V228L261 227L260 226V223H261V225L263 226L264 225V223L262 224V221L264 220V187H262V186H264V170H263V168H264V160L262 161V162H256V163H253V164H251V166L247 163L246 165H247V167H245L246 168V172H245V174H243V173H241V172H239V163L236 161ZM233 161V162H232ZM159 162H158V165H156V167L157 166H159ZM236 163V165H235V163ZM187 163V162H186ZM261 163H263L262 164V166H261ZM209 164H211L212 166H210ZM231 164H233V165H231ZM215 165V166H214ZM188 166V165H187ZM230 166V167H229ZM232 166H234V168L232 167ZM250 166V167H249ZM208 167V168H207ZM210 167H212V168H210ZM213 167H216V169L215 168H213ZM228 167H229V169H228ZM249 167V168H248ZM188 168L189 169H191L190 170V174L193 176V177H195V176H197V175H194L195 173L197 174V172L198 171H195V170H193V168H192V166L190 167V166H188ZM227 168V169H226ZM254 170H253V169ZM259 168V169H258ZM261 168V169H260ZM203 169V170H204ZM207 169H209V170H207ZM235 169H237V170H235ZM251 169V170H250ZM256 169H258V170H256ZM225 170L227 171L228 170V172H225ZM230 170H232V174L230 173L231 171ZM234 170V171H233ZM263 170V171H262ZM126 171H128V172H126ZM133 173H132V172ZM195 171V172H194ZM256 171H257V173H256ZM193 172H194V174H193ZM224 174H223V173ZM238 172V173H237ZM259 172V173H258ZM181 173H184V172H182L181 171ZM221 173V174H220ZM233 173L235 174V175H233ZM241 173V174H240ZM145 175V176H143V175ZM200 174V173H199ZM221 176H220V175ZM223 174V175H222ZM227 176H226V175ZM231 174V175H230ZM239 174V176H237V175ZM249 174V175H248ZM251 174V175H250ZM137 175V176H136ZM149 175V176H148ZM188 175V174H187ZM150 176H151V178H150ZM152 176H153V178H152ZM162 176V178H161V180H160V177ZM189 176V175H188ZM191 176V177H192ZM249 176V177H248ZM263 176V177H262ZM144 177H146V178H144ZM147 177H149V178H147ZM154 177H156V178H159V179H155ZM184 177V178H183ZM232 177V178H231ZM235 177L237 178L236 180H234L235 179ZM251 177H252V179H251ZM255 177V178H254ZM258 177H259V181H258ZM131 178V177H130ZM164 178H165V181H164ZM171 178V179H170ZM180 178V179H179ZM181 178H183V179H181ZM211 178V179H210ZM229 178V179H228ZM143 181H142V180ZM149 179V180H148ZM153 179H155V182L154 181H152ZM166 179L168 180V181H166ZM179 179V180H178ZM222 179V180H221ZM225 179H227V180H225ZM239 179H240V182H239ZM245 179V180H244ZM249 179V180H248ZM145 180H148V181H146L145 182ZM160 180V181H159ZM171 180V181H170ZM183 180V182H181ZM189 180H191L192 182H193V184H192V182L190 183L189 182ZM212 180V181H211ZM213 180L215 181V182H213ZM129 181H131V180H129ZM159 181V184H158V186H155V185H157L156 183ZM161 181H163L162 183H161ZM198 181V182H197ZM209 181V182H208ZM217 181V182H216ZM218 181H220V183H218ZM228 181H230V182H228ZM235 181V182H234ZM238 181V182H237ZM244 181H245V183H244ZM258 181V182H257ZM261 181V182H260ZM151 182V183H150ZM154 182V184H152ZM164 182H167V183H164ZM175 184H174V183ZM182 184V185H180V183ZM185 182H186V184H185ZM242 182V183H241ZM164 183V184H163ZM168 183L169 184H171V185H168ZM177 183H179V184H177ZM218 183V184H217ZM230 183V184H229ZM244 183V184H243ZM252 183V184H251ZM141 184V187L139 186ZM148 184V185H147ZM151 184V185H150ZM162 184V185H161ZM174 186H173V185ZM194 184H197V188H195L196 187V185L193 187V185ZM203 184V185H202ZM204 184H205V186H204ZM211 184V185H210ZM216 184V185H215ZM220 184V185H219ZM226 184V185H225ZM235 184V185H234ZM241 187H239L238 185ZM138 185V186H137ZM143 185H145L146 187H144ZM151 187H150V186ZM166 185V186H165ZM184 185V186H183ZM208 185V186H207ZM210 185V186H209ZM214 185H215V187H214ZM219 185V186H218ZM222 185V186H221ZM229 185V188L227 187ZM230 185H232V187L230 186ZM244 185H246V186H244ZM161 186H165L164 188L163 187H161ZM177 186H178V188H177ZM211 186H213L212 188H211ZM238 186V187H237ZM244 186V187H243ZM250 186V187H249ZM252 186V187H251ZM261 186V187H260ZM130 187V188H129ZM132 187H133V189H132ZM137 188V190H136V188ZM144 187V188H143ZM153 187V188H152ZM156 187H158V188H156ZM161 187V188H160ZM172 187V188H171ZM177 190H175L174 188ZM180 187H182L183 188V193L182 192H180V191H182V188H180ZM191 188V189H193V190H191V189H188V188ZM210 189H209V188ZM219 189H218V188ZM226 187L228 188V189H226ZM89 188V189H88ZM111 188V189H110ZM142 188V189H141ZM164 190H163V189ZM165 188H170V190H168V192H167V189H165ZM204 188V189H203ZM213 188H215V189H213ZM250 188V189H249ZM251 188H252V190H251ZM256 188V189H255ZM50 191H49V190ZM59 189V190H58ZM118 189V190H117ZM148 189V190H147ZM152 189H155V191L156 192H154L153 193V191L154 190H152ZM163 190V191H161V190ZM201 191H200V190ZM207 189V190H206ZM212 189H213V191H212ZM218 191H217V190ZM221 189V190H220ZM223 189V190H222ZM239 189V190H238ZM243 189H244V191H246L247 190V192H244L243 191ZM52 190V191H53ZM60 190H62V191H60ZM98 191V192H100L99 194H98V192H96V191ZM129 190V191H128ZM134 190H135V192H134ZM141 190V192H139ZM147 190V191H146ZM172 190L174 191V192H172ZM180 190V191H179ZM188 190V191H187ZM195 190H198V192L197 191H195ZM231 190H233V191H231ZM234 190H237L236 192L234 191ZM249 190V191H248ZM47 191V192H46ZM78 191V192H77ZM86 191V192H85ZM90 191H91V194H90ZM95 191V192H94ZM105 191V192H104ZM123 191V192H122ZM137 191V192H136ZM195 191V192H194ZM206 191H207V195H206ZM225 191V192H224ZM253 191V192H252ZM259 191V192H258ZM45 192V193H44ZM48 192H50V193H52V194H49ZM58 192V194H56ZM64 192V193H63ZM65 192H67V193H65ZM70 192H72L71 193V195H70ZM104 192V193H103ZM117 192V193H116ZM130 192V193H129ZM131 192H132V194H131ZM144 192V193H143ZM158 192V193H157ZM174 194V196L172 195V193ZM190 193V194H187V193ZM192 192V193H191ZM202 192V193H201ZM204 192V193H203ZM208 192H210V193H208ZM231 192V193H230ZM239 192V193H238ZM244 192V193H243ZM250 192V193H249ZM46 193H47V196H46ZM62 193H63V195H62ZM78 193H80V194H78ZM114 193V194H113ZM120 193H122V194H120ZM149 195H148V194ZM163 194V196H161L162 194ZM177 193H182V194H185V195H182V194H177ZM193 193H196V195L194 194L193 195ZM201 193V194H200ZM216 193V194H215ZM221 193V195H219ZM223 193V194H222ZM224 193H225V196H224ZM236 193V194H235ZM258 193V194H257ZM54 194V195H53ZM69 194V195H68ZM73 194H75V195H73ZM82 194V195H81ZM85 194V195H84ZM89 194V196H87ZM94 194V197L92 196ZM107 196H109V197H107ZM120 194V195H119ZM137 194V195H136ZM145 194V195H144ZM152 194V195H151ZM171 196V197H173V198H171L169 195ZM186 194H187V196H188V198H187V196H186ZM192 194V195H191ZM208 194H209V196H208ZM212 194V195H211ZM215 194V195H214ZM231 194V195H230ZM232 194L233 195H236V196H232ZM240 195V196H238V195ZM253 194V195H252ZM262 194H263V196H262ZM53 196V197H50V196ZM67 195H68V197H67ZM96 195H97V197H98V195L99 196H103V198H102V196L99 198H96ZM112 195H115V196H112ZM135 195V196H134ZM140 195V196H139ZM143 195V196H142ZM147 195V196H146ZM151 195V196H150ZM154 195H156V196H154ZM197 195H199V196H197ZM204 195H205V197H204ZM230 197H229V196ZM241 195H245V196H247V197H245V196H241ZM250 195H251V197H250ZM62 196H63V198H62ZM77 196V197H76ZM80 196V197H79ZM86 196V197H85ZM119 196V197H118ZM125 196V198H123L122 199V197H124ZM138 196V197H137ZM154 196V197H153ZM176 196H177V198H176ZM179 196V197H178ZM182 196V197H181ZM207 196V197H206ZM211 196H213L211 199H210V197ZM220 196H223V197H220ZM228 196V197H227ZM253 196V197H252ZM261 196V197H260ZM64 197H65V199H64ZM72 198L73 199V197L75 198V200L73 199H70V198ZM79 197V198H78ZM85 197V198H84ZM87 197H89V198H87ZM92 197V198H91ZM130 197V198H129ZM142 199H141V198ZM145 197V198H144ZM149 198L150 199V197H151V199L150 200H148V202H147V200H146V198ZM152 197H153V199H152ZM158 197V198H157ZM162 197V198H161ZM184 197V198H183ZM186 197V198H185ZM190 197V198H189ZM193 197V198H192ZM203 197V198H202ZM214 197H216L217 199H215ZM254 197H256V198H254ZM259 197V198H258ZM51 198V199H50ZM53 198V199H52ZM59 198V199H58ZM82 200H81V199ZM83 198H84V200H83ZM105 198V199H104ZM108 198V199H107ZM115 198V199H114ZM128 198V199H127ZM135 198V199H134ZM137 198V199H136ZM155 198V199H154ZM165 198V199H164ZM192 198V199H191ZM198 198V199H197ZM201 198V199H200ZM206 198H209L208 200L206 199ZM228 198H231L229 201H228ZM237 198V199H236ZM242 198V199H241ZM247 198H249L250 199V201H249V199H247ZM258 198V199H257ZM260 198H262V199H260ZM55 199V200H54ZM61 199H63V200H61ZM66 199H69V200H66ZM79 201H78V200ZM88 199H90L89 201H88ZM92 199V200H91ZM97 199H99V201H96ZM126 199V200H125ZM130 199V200H129ZM141 199V200H140ZM161 199V200H160ZM180 199V200H179ZM182 199V200H181ZM195 199H196V201H195ZM203 199L206 201H203ZM212 199H213V203H212ZM215 199V200H214ZM226 199V200H225ZM234 200V202H232L233 200ZM245 199V200H244ZM52 200H54L53 201V203H52ZM59 200H61L60 202H59ZM70 200H71V202H70ZM81 200V201H80ZM104 200V201H103ZM116 200V202L115 203H112V201H115ZM123 200V201H122ZM184 200V201H183ZM197 200H199V201H197ZM201 200H202V202H201ZM219 200H222L221 201V204H220V201ZM257 200V201H256ZM261 202H260V201ZM50 201H51V203H50ZM57 201V202H56ZM77 201H78V203H80L81 204V206L79 207V205L80 204H78L77 203ZM85 201H87L86 202V204H84V202ZM92 201V202H91ZM101 201V202H100ZM103 201V202H102ZM110 203H109V202ZM122 201V202H121ZM125 201V202H124ZM143 201V202H142ZM157 201V202H156ZM186 201V202H185ZM190 201V202H189ZM217 201V202H216ZM225 201H227V203L225 202ZM56 202V203H55ZM59 202V203H58ZM65 202V203H64ZM66 202H67V204H66ZM99 205H97L96 203ZM105 202H107V205L111 208H109L108 206H106L105 204ZM117 202H119V205L118 206H114V205H117L118 203ZM153 202V203H152ZM200 202H201V204H200ZM210 202V203H209ZM215 202V203H214ZM223 202V203H222ZM225 202V203H224ZM235 202H238V204L237 203H235ZM239 202H241V203H239ZM244 202V203H243ZM247 202H249V203H247ZM257 202V203H256ZM62 203V204H61ZM69 203V204H68ZM72 203H74V207H73V204ZM90 203V204H89ZM92 203V204H91ZM95 203V204H94ZM105 203V204H104ZM117 203V204H116ZM207 203H208V205H207ZM231 204V206H229V204ZM52 204V205H51ZM63 204H65V205H63ZM76 204V205H75ZM78 204V205H77ZM82 204L84 205L83 207H82ZM89 204V205H88ZM94 204V205H93ZM104 205L103 207H107V208H105V210L103 209V213L101 212V210H102V205ZM110 204H112V206L110 205ZM120 204H122V205H120ZM147 204V205H146ZM150 204V205H149ZM205 204V205H204ZM214 204H216V205H214ZM228 204V205H227ZM244 204V206H242V209H241V206L240 205H243ZM259 204V205H258ZM55 205H56V208H55ZM87 205V207H85ZM124 205H125V208H124ZM219 205V206H218ZM226 205V206H225ZM238 205V206H237ZM69 206V207H68ZM70 206H71V211L69 210V208H70ZM93 206H94V208H93ZM96 206V207H95ZM99 207V209L101 208V210L99 211V209H97L98 207ZM101 206V207H100ZM113 206L115 207V208H113ZM206 206V207H205ZM216 206V207H215ZM228 206H229V208H228ZM232 206H233V208H232ZM251 206V207H250ZM257 208H256V207ZM118 207V208H117ZM125 209V210H123V208ZM218 207V208H217ZM245 207H247V208H245ZM259 207V208H258ZM80 211H78L77 209ZM88 208H90L89 210H88ZM117 208V209H116ZM121 208V209H120ZM213 208V209H212ZM227 208V209H226ZM248 208H249V210H248ZM253 208H255V209H253ZM57 211H56V210ZM63 209V210H62ZM76 209V210H75ZM82 209H84V210H82ZM109 209H110V211H109ZM119 209V210H118ZM227 211H226V210ZM228 209H230L231 210V212H230V210H228ZM87 210V211H86ZM113 210H115L116 212H118V214L117 213H114L115 211H113ZM122 210V211H121ZM214 210V211H213ZM225 210V211H224ZM61 211V212H60ZM67 211V212H66ZM92 211V212H91ZM96 211H98L97 213H96ZM125 211V212H124ZM217 211V212H216ZM232 211H235L234 213L232 212ZM259 211H260V213H259ZM72 212V213H71ZM74 212V213H73ZM87 212V215L85 214ZM90 212V213H89ZM106 212V213H105ZM119 212H122L121 214H119ZM238 212V213H237ZM58 213H60V214H58ZM81 213H83V214H81ZM89 213V214H88ZM93 213V214H92ZM111 213V214H110ZM113 213H114V217H112V215H113ZM223 213V215L222 216H220L221 214ZM230 213V214H229ZM244 213V214H243ZM247 213H250V214H247ZM252 213H254L253 215H252ZM91 214V215H90ZM106 214H107V216L108 215H111V216H108V217H106ZM238 214V215H237ZM241 214H242V216H241ZM245 214H247V215H245ZM70 215V216H69ZM75 215V216H74ZM89 215V216H88ZM97 215H99V216H97ZM102 215V216H101ZM115 215H117V216H115ZM126 217V219H125V217ZM225 215V216H224ZM231 215V216H230ZM233 215V216H232ZM237 215V216H236ZM243 215L245 216L244 218H243ZM250 215V216H249ZM263 215V217H260V216H262ZM93 216V217H92ZM230 216V217H229ZM235 216V217H234ZM239 216V217H238ZM247 216L249 217V218H247ZM84 217V218H83ZM93 219H92V218ZM241 217V218H240ZM250 217H252V218H254V220H256V222L253 224V222L251 223L252 225H250V220H252V218H250ZM59 218H62V221H60V219ZM68 218V219H67ZM87 218V219H86ZM97 218V223H99V224H97L96 223V219ZM102 218V219H101ZM124 218V219H123ZM225 218V219H224ZM234 218V221L232 220ZM239 218V222H237V223H235V221H237V220H235V219H238ZM246 218V219H245ZM260 218V219H259ZM261 218H263V219H261ZM91 219V220H90ZM100 219V220H99ZM107 219V220H106ZM115 220V221H113V220ZM219 220V222H218V220ZM227 219V220H226ZM248 219H250L249 221H247ZM93 220H95V221H93ZM122 220H124L125 222H123ZM219 224H217L215 221ZM225 222H227L226 224H224L223 222L224 221ZM228 220H230V221H228ZM240 220H241V222H242V225L240 224L241 222H240ZM244 220V221H243ZM262 220V221H261ZM94 223H93V222ZM99 221V222H98ZM101 221H103V222H101ZM111 221V222H110ZM202 221V222H201ZM223 221V222H222ZM233 221V222H232ZM260 221V222H259ZM63 222V223H62ZM88 222V223H87ZM113 222H114V224H113ZM118 222V223H117ZM228 222H230V223H228ZM245 222H248V223H245ZM259 222V223H258ZM92 223V224H91ZM101 223L103 224V226L101 225ZM107 223H108V225H107ZM111 223V224H110ZM126 223V224H125ZM212 223V224H211ZM234 224V226H232V224ZM106 224V225H105ZM124 224V225H123ZM198 224H201L202 226H200V225H198ZM224 224V225H223ZM230 225V227H233V228H230V227H228V226H226V228H225V225ZM236 224V225H235ZM238 224H240V226H242L241 228H245L246 227V225H244V224H247V225H249L248 227H246V229L244 230V231H241L240 232V230H242L241 228L240 229H238L240 226H237ZM99 225V226H98ZM105 225V226H104ZM110 225H111V227H110ZM115 225H117V226H115ZM213 225V226H212ZM222 225V226H221ZM244 225V226H243ZM101 226V227H100ZM108 226V227H107ZM113 226V227H112ZM121 227V230H120V227ZM179 226V227H178ZM197 226V227H196ZM218 226V227H217ZM65 227V228H64ZM94 227V228H93ZM98 227H100L101 229H99ZM115 227V228H114ZM117 227H119V228H117ZM173 227H178L177 229L176 228H173ZM196 227V228H195ZM199 227H200V229H199ZM214 227H216L215 229H214ZM223 227H224V229H223ZM235 227H238L237 229L235 228ZM105 228H107V229H105ZM108 228H110L109 230H108ZM173 230H172V229ZM180 228V229H179ZM190 228L192 229V228H195V229H197V230H190ZM202 228H203V231H202ZM228 228V229H227ZM229 228H230V230H229ZM243 228V229H244ZM65 229V230H64ZM99 229V230H98ZM117 229H119L118 231H117ZM156 229H160V230H157L158 231V233H157V231H156ZM169 229V233L166 231V230H168ZM184 229H186V230H184ZM233 229V230H232ZM234 229H236V230H238L239 232H237L236 230V232L234 231ZM258 229V228H257ZM263 229H264V227H263ZM94 230L96 231V232H98V233H96V235H95V232H94ZM106 232V231H108V234L106 233L105 235H102L101 233H103L104 231ZM113 230V231H112ZM115 230V231H114ZM173 231L172 233H171V231ZM184 230V231H183ZM187 230H189V231H191L190 233H192L191 235H190V233H187V232H189V231H187ZM227 230V231H226ZM68 231V232H67ZM100 231V232H99ZM103 231V232H102ZM110 231V232H109ZM112 231V232H111ZM123 231V232H122ZM136 231V232H135ZM138 231H140V232H138ZM159 231L161 232V233H159ZM175 231H177V232H175ZM195 232V233H193V232ZM197 231H199V232H201V233H198ZM216 231V232H215ZM217 231L219 232V233H217ZM223 231H225V233L227 234V235H225V233H223ZM234 231V232H233ZM246 231V232H245ZM67 234H66V233ZM104 232V233H105ZM114 232H116L115 233V235H114ZM119 232V233H118ZM125 232V233H124ZM153 232V233H152ZM162 232H163V234H162ZM174 232H175V235H174ZM179 232H183L184 233V235H183V233L182 234H180ZM233 232V233H232ZM112 233V234H111ZM117 233H118V235H117ZM122 235H121V234ZM127 233V234H126ZM140 233V234H139ZM144 234V235H141V234ZM166 233V234H165ZM177 233V234H176ZM214 233H216V234H214ZM221 233V234H220ZM228 233H229V235H230V233H231V237L232 238H230V236L228 235ZM242 235H246V236H242ZM246 233V234H245ZM91 234H93V235H91ZM99 234H101V235H99ZM110 234V235H109ZM120 234V235H119ZM138 234V235H137ZM147 235V237H146V235ZM152 234H154V235H156L155 237H154V235H152ZM159 234V235H158ZM166 235L165 236V238H168V239H165L164 238V236L162 237V235ZM171 234V235H170ZM214 234V235H213ZM220 234V235H219ZM234 234V235H233ZM95 235V236H94ZM107 235H109V237H107ZM130 235V236H129ZM140 235V236H139ZM151 235V236H150ZM173 235V236H172ZM176 235H178V238L176 237V238H174ZM186 235H188V236H186ZM196 235H199V236H196ZM200 235H202V236H200ZM216 235V236H215ZM218 235H219V237H218ZM222 235H224V236H222ZM233 235V236H232ZM94 236V237H93ZM115 236V237H114ZM120 236V237H119ZM122 236H124V237H122ZM126 236L129 238H132V239H130V240H128V238H126ZM136 236H138L139 238H141L142 237V239H140L139 240V238H136ZM145 236V237H144ZM158 236V237H157ZM161 236V237H160ZM182 236V237H181ZM187 238H186V237ZM237 236V237H236ZM247 236H250V237H247ZM253 236V235H252ZM68 237L70 238V239H68ZM74 237V238H73ZM97 237V238H96ZM105 237V239H103ZM111 237H113V238H111ZM144 237V238H143ZM148 237H151L150 238V240H148L149 238ZM153 237V238H152ZM174 239H173V238ZM217 237H218V239H217ZM221 237H224L223 239L221 238ZM234 237H236V238H234ZM239 237V238H238ZM241 237V238H240ZM243 237H246V238H243ZM102 238V241L100 240H98V239H101ZM115 238V239H114ZM117 238H118V240H117ZM146 238H148V239H146ZM158 238H160L161 240H159ZM258 238V240H257V242L256 241H254L255 239H257ZM73 239V240H72ZM92 239V240H91ZM112 239V240H111ZM134 239V240H133ZM144 239V240H143ZM152 239H154L155 241H157L158 240V242H160V241H162V240H165V241H162V243H158V244H156V242L154 243L153 241H152ZM217 239V240H216ZM233 240V241H231V240ZM234 239H237V240H234ZM70 240H72V241H70ZM110 240L113 242V244L111 245L110 244ZM114 240V241H113ZM119 240H120V242H119ZM124 240H126V242L124 241ZM167 240V241H166ZM197 240V241H196ZM216 240V241H215ZM239 240V241H240ZM261 240V239H260ZM77 242V243H75V242ZM95 241V242H94ZM133 243V245L134 246H131L130 247V245H132V243ZM142 241H144V243L142 242ZM146 241H148V243H146ZM194 241H195V243L197 244H195L194 243ZM214 241V242H213ZM238 241V242H239ZM73 242V243H72ZM79 242V243H78ZM97 242H99V243H97ZM117 244H119V245H117ZM123 242H125V243H123ZM134 242H135V244H134ZM146 246V247H148V249L146 248L145 249V246H143V245H141L142 243ZM153 242V243H152ZM213 242V243H212ZM216 242V244H218ZM233 242V243H234ZM248 242H246V243H248ZM262 242V243H261ZM261 242H259L260 244H258V246L256 247L255 245H254V247H253V251H255V250H259V251H255V252H253V254L255 255V254H259V252H260V254H262V255H257L256 257H258V258H260V259H263L264 258V250H262V249H264V245H262V244H264V239H262L261 240ZM115 243V244H114ZM121 243H123L122 245H121ZM150 243H152V244H156V245H151ZM165 243H167L166 245H165ZM194 243V244H193ZM77 244L78 245H80L81 247H78L77 246ZM98 246H97V245ZM100 244V245H99ZM105 244V245H104ZM110 244V245H109ZM128 245V246H126L125 247V245ZM138 244V245H137ZM162 246H161V245ZM176 244V243H175ZM174 244V245H175ZM198 244H201V245H199L198 246ZM256 244V245H257ZM0 245H2L1 243H0ZM106 246V247H104V246ZM137 245V246H136ZM149 245H151V249L149 248L150 246ZM158 245V246H157ZM164 247L163 245H165V247H164V249L163 248H158V247ZM169 245V244H168ZM173 245V247H175ZM209 245V246H208ZM262 245V246H261ZM107 246H109V247H107ZM118 246V247H117ZM139 246V247H138ZM153 246V247H152ZM155 246L157 247L156 249H155ZM202 246V247H201ZM214 246V245H213ZM212 246V247H213ZM0 247H2L3 248V245L2 246H0ZM110 247H117L119 250H117L118 252H123L124 250V252L122 253L121 252V255L119 254V253H117V254H119L120 256L117 258V257H115V256H117V255H115L116 254V252L117 251H114V253H113V251H112V249H110ZM125 249H124V248ZM128 247V248H127ZM135 247V248H134ZM170 247H172V245H170ZM1 248V249H2ZM81 248V249H80ZM106 250H105V249ZM131 248V249H130ZM133 248V249H132ZM139 249L138 251L139 252H143V253H141V256L139 255L140 253L136 250V249ZM142 248H144L145 249V251H143V249ZM153 248L156 250V253L154 252L155 250H153ZM198 249V250H200V251H202L201 249ZM207 248V249H206ZM257 248V249H256ZM1 249H0V264H1V262H2V264L4 263L5 264V261L7 262V259H8V255H5L6 253L5 252H3V249H2V252L4 253V256H7L6 258H4L3 257V254L1 253ZM98 249H101L100 251L98 250ZM107 249H108V251H107ZM123 249V250H122ZM130 251H129V250ZM136 251H135V250ZM149 249H150V251H152V252H154V253H150L149 252ZM157 249H159V250H162V254L161 255H163L162 257H161V255H157V257H156V254H159V252L161 253V251H159L158 252V250ZM206 249V250H205ZM80 250H82V252H83V255H81L82 254V252L80 251ZM84 250V251H83ZM126 250H128V252H126ZM142 250V251H141ZM147 250V251H146ZM262 250V251H261ZM164 251V252H163ZM81 254H80V253ZM101 254H99V253ZM103 252H104V254H103ZM126 252V253H125ZM129 252H131V253H129ZM136 254H135V253ZM144 252H145V254H144ZM148 252H149V255H148ZM245 252V251H244ZM243 252V253H244ZM258 252V253H257ZM111 253H112V255H111ZM147 253V254H146ZM249 253V255H250V252L249 251H246V254H244L243 256L245 257L247 254ZM252 253V252H251ZM79 254V255H78ZM99 254V255H98ZM103 254V255H102ZM115 256H114V255ZM124 254V255H123ZM125 254H127V256L125 255ZM129 254H130V256H129ZM132 254H135L136 256H134V255H132ZM155 257V258H157V259H155L154 261H153V258L154 257H151L152 255ZM123 255V256H122ZM145 255V256H144ZM166 255V259L164 258V256ZM248 255V256H249ZM83 256V257H82ZM146 256H148L147 258H145ZM160 258H159V257ZM247 256V257H248ZM97 257H99V260H95ZM114 257V258H113ZM123 257V258H122ZM129 257V258H128ZM130 257H131V259H130ZM143 257V259H141V258ZM261 257H263V258H261ZM109 258V259H110ZM120 258V259H119ZM126 258V259H125ZM158 258H159V260H160V262L158 261ZM163 258V259H162ZM5 259V260H4ZM98 259V258H97ZM117 259H119L118 261H117ZM140 259V260H139ZM151 259V260H150ZM167 259H168V262H167ZM125 260V262H123ZM146 260V261H145ZM164 260V261H163ZM9 261H10V258H9ZM9 261L6 263V264H8L9 263ZM122 261V262H121ZM132 261V262H131ZM148 261H150V262H148ZM153 261V262H152ZM82 262V263H81ZM98 262V263H97ZM117 262V263H116ZM143 262V263H142ZM146 262V263H145ZM167 262V263H166ZM220 264V261L219 262H216L215 264ZM221 263H223V262H221ZM264 263V262H263ZM262 263V264H263ZM114 264V263H113ZM170 264V263H169ZM174 264H176V263H174ZM194 264V263H193ZM224 264V263H223Z\"/></svg>",
  "mask_w": 264,
  "mask_h": 264
}]
</instances>
